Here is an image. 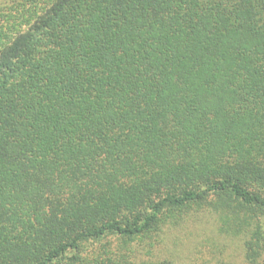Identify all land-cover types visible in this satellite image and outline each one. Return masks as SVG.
Masks as SVG:
<instances>
[{
	"label": "trees",
	"instance_id": "obj_1",
	"mask_svg": "<svg viewBox=\"0 0 264 264\" xmlns=\"http://www.w3.org/2000/svg\"><path fill=\"white\" fill-rule=\"evenodd\" d=\"M207 218L264 264V0H0V264H177Z\"/></svg>",
	"mask_w": 264,
	"mask_h": 264
},
{
	"label": "rangeland",
	"instance_id": "obj_2",
	"mask_svg": "<svg viewBox=\"0 0 264 264\" xmlns=\"http://www.w3.org/2000/svg\"><path fill=\"white\" fill-rule=\"evenodd\" d=\"M214 221L207 218L199 226H189L165 242L166 257L173 255L177 264H208L215 260L241 258L235 240L218 236ZM177 235V236H176Z\"/></svg>",
	"mask_w": 264,
	"mask_h": 264
}]
</instances>
